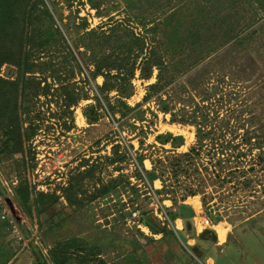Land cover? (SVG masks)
<instances>
[{"label":"rangeland","instance_id":"obj_1","mask_svg":"<svg viewBox=\"0 0 264 264\" xmlns=\"http://www.w3.org/2000/svg\"><path fill=\"white\" fill-rule=\"evenodd\" d=\"M132 1L136 5L131 6L129 0H100V6L105 4L103 6L107 7L101 11L104 14L111 12L114 19H124L136 33L148 31V38H153L150 32L152 22L163 14L169 17L177 12L189 17L192 13L191 24L198 26L195 30L200 32L204 41L203 50L189 51L192 59L187 58L186 66L190 68L174 82L177 86L183 83L186 88L172 84L167 93L162 94L164 100L171 96L169 106L177 111V116L190 113L199 106L198 115L201 117L203 109L208 111V106H214L212 127L216 128V135L222 132L218 142L239 143L247 130L260 133V128L264 129V0ZM45 2L54 25L73 41L78 38V29L85 20L86 30L104 25L109 20V16L92 8L88 0H77L71 8L64 0ZM194 2L200 5L195 7ZM228 14H235L230 16L234 21L240 19L239 23L235 21L237 29L234 33L225 30L226 25L228 28L232 25L230 21L222 25ZM143 21L146 26L141 24ZM219 24L222 32H218ZM243 27L244 30L239 32ZM149 52L147 44L142 56ZM35 60L37 65L26 74L28 78L23 77L14 64L5 63L0 73L3 78L24 80L26 85H31L27 89L28 95L22 94L19 102L21 151L5 149L4 142L8 137L2 135L4 129L0 130V194L12 199L18 215L13 216L9 208L11 216L0 217L2 221H8V225L3 226L0 245L4 244V248L14 245L16 248L10 264H37L38 257H46L50 262L48 250L56 240L77 236L98 245L101 256L109 264H213L212 257L204 262L198 249L201 258L195 255L179 231L188 238L189 245L200 244L202 247L206 244L191 238L193 232L186 230L183 219L172 221L168 214L174 200L179 201L183 194L187 195L185 202L196 205L195 208L192 205L195 215L191 221L198 234L210 228L200 225V217L204 216L218 225L213 227L217 234L220 225L226 232L229 230L223 242L218 236L217 244L211 250L212 254H218L220 249L215 246L226 245L221 249L223 255L219 264H264V164L256 162L258 149L249 153V145L241 144L240 150L248 155L243 156L244 165L236 168V176L232 178L229 173L231 164L217 169L216 163L212 162V150L204 146L201 159L194 162L200 174H195L190 184L186 183L188 187L184 181L171 187L175 181L171 170L162 175L158 173L153 182L137 179L136 156L141 154L145 158L144 166L151 170L155 161L168 162L170 153L188 152L196 144L194 124L172 123L171 112L163 111L156 95L145 100L147 85L156 81L157 69L151 79L142 78L139 67L142 58H139L132 79L134 93L125 98L135 109L128 119L116 122L97 87L103 84L104 76L99 75L93 80L89 72L93 65L88 67L79 58L82 70L76 68L72 75L75 65H67L60 50L52 57L42 54ZM46 60H51L59 68L56 74L53 70L38 68ZM197 85L200 86L198 92L194 91ZM208 87L215 93L212 98L205 97ZM116 93L114 90L110 96ZM95 95L101 102L95 100ZM69 96H80V99L70 102ZM228 108L243 111V114L238 119L232 117L223 131H218V122L231 113ZM209 112L212 115L211 109ZM86 113L92 114V120ZM134 125L137 126L135 130ZM142 128L144 134L140 133ZM169 132L173 136L183 135L184 143L174 148L170 143L162 144L156 139L158 134ZM140 136L144 137L143 147ZM210 140L207 141L209 145ZM118 142L130 151L133 159L122 163L109 158L114 156L113 146ZM125 175L134 184L133 189L127 187L126 191H121L123 187H118L107 195L101 193L103 185L119 176L124 181ZM25 178L36 192L55 194L58 201L41 207V212L33 204L29 213L14 195L15 187ZM97 188L102 189L97 192ZM187 190L194 191V194L189 196ZM77 199H85L84 205L73 203ZM136 199H139L137 203ZM120 201L128 202L122 209L127 214L126 219L120 214ZM218 214L221 220L212 221L210 216ZM147 215L156 226L173 229L175 234L155 233L142 222Z\"/></svg>","mask_w":264,"mask_h":264},{"label":"trees","instance_id":"obj_2","mask_svg":"<svg viewBox=\"0 0 264 264\" xmlns=\"http://www.w3.org/2000/svg\"><path fill=\"white\" fill-rule=\"evenodd\" d=\"M75 1L77 0H64L70 8ZM88 1L92 8H95L99 14L109 16V20L105 22L104 25H99L90 30H86L87 22L85 20L80 24L78 29V38L73 41L69 35L66 37L65 34H62L61 30L54 25L52 13L45 0H0V73L5 63L14 64L19 68L22 76L28 78L26 74L35 68L34 65H37L35 57H40L42 54L52 57L53 54L60 50L63 53L64 62H67V65L74 63L75 68L72 73V75H74L76 68L82 70L78 61L79 58H81L84 60L86 66H94V68L89 71L93 80H96L99 75L104 76L103 84H98L97 87L100 94H102L107 102L109 114L116 122H119L121 119H128L135 109L126 102L125 98L131 97L134 93L135 88L132 84V79L135 76L138 60L142 58L139 66L142 78L151 79L154 75V69H157L156 81L147 85L145 100L156 95L162 103L161 106L163 111L165 113L171 112L172 118L170 121L172 123L183 122L194 124L196 126V144L192 146L188 152L170 153L168 162H164L161 159L155 161L154 167L151 170L144 166L145 158L141 154L136 156L138 166L136 167L137 173L135 176L137 179L144 180L145 178L153 182L159 174L162 175L168 170H171L172 177L175 180L171 187L181 185L183 181L185 187H188L186 183L190 184L193 176L195 174H200V170L194 162L201 159L204 146H209L212 150V162L213 164L216 163L217 169L218 166L224 168L231 164L232 169L229 170L231 178L236 176V168L244 165L245 160L243 156L248 155V153L246 154L240 150L241 144L249 145V153L255 148L258 149L256 162L264 164L263 128H260V133H258L257 130L245 131L239 143L227 140L224 141V143L218 142L222 132L216 135V128L212 127L214 125L212 119H215L213 114L214 106H211V108L208 106V111L203 109L201 117L198 115L199 106H195L190 113L187 112V114L183 116H177V111L169 106L171 96L165 100L162 97V94L166 92L172 84L178 88H186V85L183 83L181 86H177L174 82L181 76L182 72L190 68L186 66L187 58L192 59L189 51L204 49L205 45L201 34L195 30L198 29V26L196 24H191L190 18L192 13L189 17L177 12L169 17L163 14L152 22L153 25L150 27L151 29H149L153 38H148V31H145V33H136L134 28H131L130 24H127L124 19H114L110 16L111 12H107V14L102 13L101 9L106 10L107 7L103 6L105 4L101 7L100 0ZM157 1L161 2L160 0ZM202 1L205 3L206 0ZM129 3L131 6L136 5L135 1L132 0H129ZM194 3L195 7L200 5V3ZM51 7L55 10L53 4ZM183 12L187 13L186 11ZM228 15L224 17L222 25L230 21L232 25L230 28L226 25L227 29L225 28V30L229 33H234L237 29L235 25L236 20L234 21L230 16H235V14ZM236 22L239 23L240 19H237ZM141 24L144 26L147 25L146 21L141 22ZM84 29L85 31H83ZM242 29L244 30V27L240 28L239 32ZM67 31H69V28ZM218 32H222L220 24L218 25ZM56 34H59V37H56ZM147 44L150 52L142 56ZM76 51L81 57L77 55ZM38 68L41 71L53 70L54 72H52L54 74H56V69H59L51 60L42 62V65L40 67L38 66ZM190 84L191 82L189 85ZM39 85H41V81ZM30 86V84L26 85L24 80H11L3 78L0 75V130L2 131L4 129L1 133L8 137L4 142L6 145L4 146L5 149H11L13 152L21 151L23 146V137L20 133L21 121L19 120V102L22 94L23 96L24 93L28 95L27 89ZM199 87L200 86L197 85L194 91L198 92L197 90ZM114 90L117 93L114 96H110V93ZM66 93L71 94L68 90H66ZM197 94L199 95V93ZM214 95L215 93L210 87L205 89L206 98H212ZM72 96H69L70 102L80 99V96H74L75 98ZM193 96L194 95H191V97ZM95 100L101 102L98 95H95ZM210 109L212 115L209 112ZM228 111L231 113L226 114L227 116L218 122V131L219 129L223 131L226 122L232 117L235 116L238 119V117L240 118L243 114V111L238 112L235 109H231L230 111L228 108ZM139 114L143 113L140 112ZM86 115L89 120H92L91 113H86ZM127 122H129V120ZM136 128L137 126L134 125L133 129L135 130ZM234 129L235 128H233L232 131H234ZM140 133H145L143 128L140 130ZM235 138L234 136V139ZM156 139L162 144L170 143L174 148L184 143L183 135L173 136L170 132L158 134ZM209 140L211 142L210 145L207 142ZM140 143L143 147V136H140ZM216 143H218V148H215ZM130 147L132 148L133 146L130 145ZM113 154V157H109L113 159V161L117 159L123 163L133 159L130 151L119 142L114 144ZM232 164L235 166H232ZM253 167L254 166L251 168L254 169ZM125 177L127 178H125L124 181L119 176L118 178H114L109 184L103 185V191L101 193L107 195L112 189H117L118 187H123L121 191H126L127 187L132 188L131 186L134 184H132L128 176L125 175ZM228 178L231 179L229 176ZM99 189L102 188H97L96 191L98 192ZM187 192L189 196L194 194V191L191 190H187ZM14 195L29 209V213H31V205L33 204L34 207H37L38 211L41 212V207L49 206L59 199L55 194H48L43 191L36 192L35 187L31 186L26 178L22 179L18 186L15 187ZM186 196L187 195L183 194L179 201L174 200L173 206L170 208L168 214L172 221L178 218L183 219L185 221L186 230L193 232L191 238H196L199 242L207 245L202 247H200L198 243L196 246L189 245L187 243L188 238L179 231L181 238L195 255L197 254L201 258V255L197 252L198 249L202 253L204 262L207 258L212 257L215 260L213 264H219L221 255H223V250L221 249L225 248L226 245L222 244L215 246L217 249H220L218 250V254L211 253L212 247L217 244V232L213 228H206L199 234L196 232L194 223L191 221L195 215V211L192 205L185 202ZM138 200L139 199H136V203ZM49 201L51 202L48 203ZM84 201L85 199H77L73 203L84 205ZM120 203L122 206L120 214H122L121 216L123 219H126L127 214H125V210L122 209L126 207L128 202L120 201ZM2 209L3 206L0 203V217ZM149 215L143 218L142 222L149 226L155 233H164V236L175 234L173 229H169L165 226H156L151 221ZM210 217L212 221L215 222L221 220L219 214L218 216L211 215ZM7 225L8 221H2L0 219V236L2 235L3 226L6 227ZM151 240H153V238H151ZM241 241L244 242L243 240ZM0 246V264L12 263L16 254L15 246L13 245L12 248H4V244ZM48 253L51 261L49 262L46 257H38L37 264H109L107 260H104L101 256L98 245L92 244L89 240L78 236L56 240L53 246L49 248ZM126 255L127 254H124V256ZM193 259L195 260L196 258Z\"/></svg>","mask_w":264,"mask_h":264},{"label":"built area","instance_id":"obj_3","mask_svg":"<svg viewBox=\"0 0 264 264\" xmlns=\"http://www.w3.org/2000/svg\"><path fill=\"white\" fill-rule=\"evenodd\" d=\"M0 203L3 205V213H2V217L3 218H8L11 216L10 214V210H9V206H8V203H7V199L4 198L1 194H0ZM202 218V220L200 221V225H202L203 227H211L213 226V223L210 221V219L206 216L204 217H200Z\"/></svg>","mask_w":264,"mask_h":264},{"label":"water","instance_id":"obj_4","mask_svg":"<svg viewBox=\"0 0 264 264\" xmlns=\"http://www.w3.org/2000/svg\"><path fill=\"white\" fill-rule=\"evenodd\" d=\"M7 203H8V206L10 207V210L13 214V216L17 217V211H16V208H15V205H14V202L12 201L11 198H7Z\"/></svg>","mask_w":264,"mask_h":264},{"label":"crops","instance_id":"obj_5","mask_svg":"<svg viewBox=\"0 0 264 264\" xmlns=\"http://www.w3.org/2000/svg\"><path fill=\"white\" fill-rule=\"evenodd\" d=\"M187 202H188V201H187ZM189 203H191V202L189 201ZM192 205H193V207L195 208L196 205H194V204H192ZM200 207H201V205H200ZM216 226H218V225L213 224V226H211L210 228H213V227L215 228ZM217 231H218L217 237L219 236V238L221 239V238H222V237H221V234H219L220 231H219V230H217ZM228 231H229V230H227V232H226V234H225V237L221 239V242H223V240L226 239L227 234H228ZM27 263H29V261H28ZM24 264H25V263H24ZM30 264H33V263H30Z\"/></svg>","mask_w":264,"mask_h":264},{"label":"bare ground","instance_id":"obj_6","mask_svg":"<svg viewBox=\"0 0 264 264\" xmlns=\"http://www.w3.org/2000/svg\"><path fill=\"white\" fill-rule=\"evenodd\" d=\"M220 226H219V229H218L220 231L219 234H221V237L224 238L225 237V234H226V229H224L223 227H220Z\"/></svg>","mask_w":264,"mask_h":264}]
</instances>
